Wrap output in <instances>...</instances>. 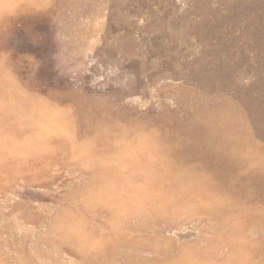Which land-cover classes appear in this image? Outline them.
<instances>
[{"label": "rangeland", "instance_id": "rangeland-1", "mask_svg": "<svg viewBox=\"0 0 264 264\" xmlns=\"http://www.w3.org/2000/svg\"><path fill=\"white\" fill-rule=\"evenodd\" d=\"M0 264H264V0H0Z\"/></svg>", "mask_w": 264, "mask_h": 264}]
</instances>
